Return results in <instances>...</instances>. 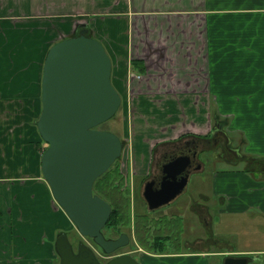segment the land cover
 <instances>
[{
  "label": "crops",
  "instance_id": "crops-1",
  "mask_svg": "<svg viewBox=\"0 0 264 264\" xmlns=\"http://www.w3.org/2000/svg\"><path fill=\"white\" fill-rule=\"evenodd\" d=\"M83 25L110 56L121 103L129 93L134 109L157 104L162 111L173 95L179 110L194 115L165 126V118L148 121L149 140L135 151L138 172L146 169L152 142L178 131L206 134L217 95L225 110L234 107L232 96L243 97L241 115L226 116L225 128L246 157L260 159L259 167L246 157L220 159L213 200L221 215L264 222V0H0V264H53L58 230L72 226L62 208L63 218L58 215L42 175L46 144L36 121L45 55ZM65 29L72 32L64 35ZM41 38L47 42L42 56ZM202 111L208 119L198 122ZM207 203L193 208L202 206L207 215ZM246 240L252 243L236 248L226 239L227 249L211 255L219 264L226 256L264 264V231ZM195 252L153 251L144 259L169 264L206 257Z\"/></svg>",
  "mask_w": 264,
  "mask_h": 264
},
{
  "label": "water",
  "instance_id": "water-1",
  "mask_svg": "<svg viewBox=\"0 0 264 264\" xmlns=\"http://www.w3.org/2000/svg\"><path fill=\"white\" fill-rule=\"evenodd\" d=\"M63 36L44 58L41 77V111L36 125L47 144L41 154V172L59 206L82 236H88L106 253L126 243V236L106 239L101 231L111 213L110 204L93 194L95 179L120 156L119 136L97 126L118 110L121 96L111 82V59L102 42L87 35ZM189 157H178L169 167L183 172ZM187 176L166 192V182L152 193L144 192L148 209L168 203L180 193ZM123 239V240H122ZM59 264H141L131 254H118L102 263L86 244L75 253L67 235L55 241ZM247 257L226 256L222 264H247Z\"/></svg>",
  "mask_w": 264,
  "mask_h": 264
},
{
  "label": "rangeland",
  "instance_id": "rangeland-1",
  "mask_svg": "<svg viewBox=\"0 0 264 264\" xmlns=\"http://www.w3.org/2000/svg\"><path fill=\"white\" fill-rule=\"evenodd\" d=\"M59 24V22H58ZM69 29H65L63 33L64 35H68L71 32L68 31ZM74 31V30H73ZM59 33V32H58ZM67 33V34H66ZM74 34V33H73ZM60 37V34L57 36ZM41 43L43 46H41V56L43 55V51L46 47V41L41 38ZM45 44V46H44ZM127 99V103H121L120 109L115 113V116L118 117L117 122L114 119L108 120L103 123V125H106L107 127L114 129L115 131L119 132L121 135L124 136L125 140L128 142L127 147L129 149L133 150V154L135 156V151L139 149H144V146L142 145L143 142H148V133L150 132V127H146V124L150 119H167L169 122H166L164 125H167L168 123H172L173 121L180 120L185 118H192L194 115H186L185 112L182 110H179L176 102H175V96L169 95L167 96L166 104L169 102L171 105H167L165 107V110L159 111L160 108L157 104H151L149 105L150 108L146 105H141L138 110L133 108L132 105V95L130 96L129 93L124 96ZM217 109L216 111L209 112L210 118L209 120L211 123H213V116H216V120H225L226 116L230 117L231 115H241L240 105L242 104L241 98L242 96H232L233 98V105L234 107H230V109L225 110V105L220 103L219 95H217ZM249 97V96H247ZM237 99H240L239 101H236ZM246 100H250V98H247ZM244 104V102H243ZM146 106V107H145ZM184 113V114H183ZM185 115V116H184ZM225 116V117H224ZM239 117V116H238ZM198 122H204L208 119V113H204L203 111L200 113H197ZM171 119H176L173 121H170ZM143 120V121H140ZM189 120V119H188ZM138 124V126H136ZM148 133H145V132ZM138 136H143L142 138ZM239 142V141H238ZM142 146V147H141ZM124 148L125 150L127 149ZM43 148V147H42ZM216 148L212 150V152L203 151L200 153V163L199 165L190 172V175L188 177L187 184L185 188L182 190V192L177 196V198L172 201L170 204L161 206L155 210L149 211L146 208V205L143 201H139V198L136 196L137 192L135 190H131V188L126 186L124 188V192H129L125 195V197L129 196V208L131 213H137L141 215H145V219L149 220L147 222L146 228L148 227L149 230H151L150 224L155 225V227H158V231L162 235H170L174 237V240L168 241L164 240L161 242L159 246H153V247H159V249H167L164 251L168 252H177V253H183V252H189V253H202L206 255L204 259L201 258H194L193 262L190 263L189 261H186V259L175 261L174 263L169 264H219L220 257H216L212 254V251L215 250H224L227 249V243L226 239L229 240V242L232 243V241L236 244V248H240L243 246V243L251 244V241H247L248 238H254L257 237L260 234V231H264V222L261 220L256 221L255 219L248 218V217H227L225 215H221L220 212L217 211L215 205H214V194H213V188L220 187L221 182L220 179L216 181L214 184L213 181V175L217 171L219 165L221 164V160L219 156L217 155ZM212 158L210 160H207V158ZM136 163L138 164V154H136ZM136 164V167H137ZM45 180V179H44ZM46 181V180H45ZM125 181V180H124ZM121 187H123V181L121 184ZM128 188V190H127ZM130 190V191H129ZM123 192V193H124ZM134 193V194H133ZM202 194H206L210 197L209 200H205L201 197ZM130 195L132 197H136L133 200V203H131ZM55 200V199H54ZM56 201V200H55ZM207 202H210L208 213L207 215L204 213V209L201 207L193 208L195 203L206 205ZM57 203V201H56ZM58 205V215L63 218V213L60 210L61 207ZM60 207V208H59ZM133 207V210H132ZM129 211V212H130ZM65 218H67L66 213ZM163 214V215H162ZM162 215V216H161ZM157 216H161V219L157 221ZM207 217H210L209 220ZM131 219V217H130ZM154 220V222L152 221ZM72 223V222H71ZM62 224V222L60 223ZM65 225V224H64ZM133 226L132 221L129 220V222L122 221L119 224L118 229L120 231H126L129 232L130 236L133 234ZM108 227H104L106 230ZM67 237L69 238L72 246L75 248L78 245V241L80 234L75 230L74 227L69 229H66ZM138 232V231H137ZM140 235H136V243L135 245L137 247L141 246L143 248H148L149 250H143L146 252H149V255H157L154 254L153 251L158 252L159 250H150V240L155 235L150 236V233L147 232L145 234L143 228ZM149 233V234H148ZM148 237H151L150 240ZM84 238V243L87 244L89 247H95V244L87 237ZM167 238V237H165ZM170 238V237H168ZM134 245V246H135ZM130 246H125L122 249L125 250H117L115 252L119 251H129L126 249H129ZM99 250H94L95 253L98 254ZM163 251V250H162ZM136 257L140 261H142L143 264H153L152 262H149L148 259L141 258L140 256ZM146 258V257H145ZM58 260V261H57ZM57 260L53 264L59 263V258L57 255ZM247 264H251L250 262Z\"/></svg>",
  "mask_w": 264,
  "mask_h": 264
},
{
  "label": "flooded vegetation",
  "instance_id": "flooded-vegetation-1",
  "mask_svg": "<svg viewBox=\"0 0 264 264\" xmlns=\"http://www.w3.org/2000/svg\"><path fill=\"white\" fill-rule=\"evenodd\" d=\"M74 33L75 34H73V35H77L78 30L75 31ZM87 35H90V34H87ZM120 107H121V103H120L119 109H120ZM116 116L114 115L113 117H111L108 120L114 119L117 122L116 119H118V117H116ZM107 121H105V122H107ZM105 122H104V124H105ZM226 123L227 122L225 120H216V116H213V123H211L210 130H208L206 132V134H197V133L190 132V131H187V132L178 131L175 133V135L173 137L165 138V139H162L160 141L152 142V144L151 145L149 144V146H148L149 152L151 153L150 160L146 166V169H144L141 172H138L134 167L136 165V157L133 154V150L129 149V147H127L128 142L125 140L124 136L121 135L119 132L115 131L114 129L107 127L106 125H103L100 127L97 126V127L100 129H103V130H108V131H112V132L116 133L122 141L121 154L119 157H117L114 160V162L111 165L112 166V169H111L112 172H110V173L111 174L113 173L112 178L114 179L115 186L119 185L123 181V187L120 186L119 190L123 191L124 188H126V186H128V185H129L128 188L130 187L132 191L136 189V192H137L136 196L139 198V201H143L146 205L147 210L152 211V210H155L157 208L152 209V210L148 209V205H147L146 199L144 197V192L147 191V193L148 192L152 193L153 191H157L158 189L161 188L163 182H164V184H165V182L167 184L166 185V189H167L166 192H170V190L175 187V182L180 180L183 176H187V181H188V177L190 175V172L192 170H194L200 163V153L201 152H203V151L212 152V150L215 147L216 148L215 150H217V155L222 160L223 159L226 160L229 158L230 160L233 161V159L236 160V158L239 159L242 157H244V158L246 157L244 155V153L241 152V144L239 142L237 144H232V138L228 135L226 128H225V126L227 125ZM126 147H127V149L125 150L124 148H126ZM135 154H136V152H135ZM186 155L189 157V162H188V164H187V166L183 172L176 171L178 167H169L168 168L167 164L169 162H171L172 160H174L178 157L180 158V157H184ZM247 158H248V160L252 159L251 161L253 162V164H252L253 166L259 167L260 159L252 158V157H246V159ZM210 159H212V158H210V157L207 158V160H210ZM114 173H115V175H114ZM101 192H102V195L104 194V196H105V194L107 195L108 193H112V191H110V186L108 185V182L102 181ZM181 192L182 191H180V193ZM180 193L176 194V196L174 198H172L168 203H165L161 206H165V205L170 204L172 201H174L177 198V196ZM97 195L100 196L99 194H97ZM101 198H103V197H101ZM135 198L132 197V195H130L131 203H133V200ZM132 210H133V207H132ZM136 214L137 213H131V215H130V217H131L130 221H132V224H134V226H133L134 231H133L132 236H130L129 232L120 231V229H118L119 225L113 229L111 227L106 226V224L103 226L101 231H102V233L106 239H117V238H120V236L125 235L126 236V243L120 247H117L112 252L106 253L103 251L104 249H102L100 246H98L93 241L96 245H95V247H90V248L92 250H99L98 254L97 253H95V254L102 263H105L106 261H108L109 259H111L112 257H114L118 254L129 253L137 261H139L141 264H143L142 261H140L138 259V257L135 256V254L137 256H140L141 258H145L144 255L147 252L143 251V250H149V249L143 248L141 246L137 247L135 245L136 235L137 234H138V236L140 235V233H137V231H136L137 229L135 227V217L134 216ZM161 216H157L156 220L159 221L161 219ZM152 221L154 222V220H152ZM73 227L76 230L74 224L72 223V226L70 228H68L69 231ZM104 227H108V228L105 230ZM150 227H151V230L149 231L150 236L155 235L152 238L148 237L149 240L151 238L149 244L151 246L150 248H152V249H150V250H157V249L158 250H167V249H164L165 246H164V248L159 249V247H160L159 245L164 240H168V241L172 242L174 240V237L170 236V235H162L158 231V227H155V225L152 226V224H150ZM65 232H68V231L65 230ZM83 237L88 238V236L80 235L79 239H81V240L78 241V245H79V243H84L85 240ZM165 237H167V238H165ZM168 237H170V238H168ZM89 238H91V237H89ZM78 245L75 248L72 247V249L74 250L75 253L78 250ZM128 245H133V246H130L129 249H126L129 251L115 252L117 250H125L122 248H124L125 246H128ZM154 245L159 246V247H153ZM154 248H157V249H154Z\"/></svg>",
  "mask_w": 264,
  "mask_h": 264
},
{
  "label": "trees",
  "instance_id": "trees-1",
  "mask_svg": "<svg viewBox=\"0 0 264 264\" xmlns=\"http://www.w3.org/2000/svg\"><path fill=\"white\" fill-rule=\"evenodd\" d=\"M87 34H90L89 29H88ZM103 123L98 125V127L102 126ZM43 143H45V142L43 141ZM46 147H47V145H45L42 148V152L46 149ZM111 169H112V166L109 167L103 174H101L99 177L96 178L95 182L93 183L92 190H93L94 194H99L101 197H103L105 200H107L108 203L110 204L111 213L108 217L106 226L111 227L113 229V228H116L122 221H124V222L128 221L129 222L131 211H130V208L128 205L129 196L125 197V195L129 192L128 191L124 192V191L119 190L122 182L119 185L115 186L114 179L112 178L113 173L112 174L110 173V172H112ZM114 175H115V173H114ZM102 181L108 182V185L110 186V191H112V193H108L107 195L105 194V196H104V194L102 195V192H101ZM134 217H135V227L137 229L136 231L141 232L142 228H143L145 234L150 231L148 227L146 228L147 222H149V220L145 219V215L136 214ZM62 232L67 234V232H65L64 230H58L57 235L62 233ZM89 239L93 242L92 238H89ZM161 251L162 250H159L158 252L161 253Z\"/></svg>",
  "mask_w": 264,
  "mask_h": 264
},
{
  "label": "bare ground",
  "instance_id": "bare-ground-1",
  "mask_svg": "<svg viewBox=\"0 0 264 264\" xmlns=\"http://www.w3.org/2000/svg\"><path fill=\"white\" fill-rule=\"evenodd\" d=\"M94 251V250H93ZM59 256V255H58Z\"/></svg>",
  "mask_w": 264,
  "mask_h": 264
}]
</instances>
